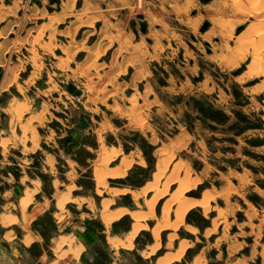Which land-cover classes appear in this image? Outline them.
Instances as JSON below:
<instances>
[{
  "label": "rangeland",
  "instance_id": "1",
  "mask_svg": "<svg viewBox=\"0 0 264 264\" xmlns=\"http://www.w3.org/2000/svg\"><path fill=\"white\" fill-rule=\"evenodd\" d=\"M237 1L0 0V211L20 217L22 264H157L183 240L168 264H264V0ZM179 180L182 198L208 201L158 239ZM168 183L131 245L130 212L105 221L128 203L147 212Z\"/></svg>",
  "mask_w": 264,
  "mask_h": 264
},
{
  "label": "bare ground",
  "instance_id": "2",
  "mask_svg": "<svg viewBox=\"0 0 264 264\" xmlns=\"http://www.w3.org/2000/svg\"><path fill=\"white\" fill-rule=\"evenodd\" d=\"M237 1V0H236ZM238 1H240V0H238ZM237 1V2H238ZM245 2V1H244ZM252 2H254V0H252L251 1V3ZM240 3V2H239ZM238 3V4H239ZM255 3L257 4V2H256V0H255ZM241 4V3H240ZM253 4V3H252ZM251 6V5H250ZM238 7V6H237ZM254 7V6H253ZM258 8V7H257ZM252 9V8H251ZM250 9V10H251ZM255 9V8H254ZM254 9L252 10V11H254ZM258 10V9H257ZM256 11V10H255ZM258 20V19H257ZM264 20V19H263ZM262 20V21H263ZM262 21H261V23H262ZM264 22V21H263ZM257 23V22H256ZM260 24V23H259ZM261 26V25H260ZM263 28H264V26H262V31L260 32V33H258V35H263L264 36V31H263ZM259 30H261V28H259ZM262 36V37H263ZM255 38V37H254ZM258 38H259V40H260V36H258ZM262 40V39H261ZM263 40H264V37H263ZM249 42V41H248ZM246 43V42H245ZM261 50V49H260ZM260 50H259V52H260ZM231 53H233V52H231ZM239 56H240V53H239ZM260 56V55H259ZM10 104V103H9ZM16 104V103H15ZM11 106V105H10ZM12 107V106H11ZM8 108V107H7ZM14 108V107H13ZM25 108H26V106H25ZM26 110V109H25ZM11 112H12V110H11ZM20 115H21V113H20ZM37 119V118H36ZM25 125V124H24ZM28 125V124H27ZM26 125V126H27ZM29 127V126H28ZM28 131V130H27ZM25 132H26V130H25ZM25 137H26V135H25ZM2 141V140H1ZM5 144V142L3 143V145ZM108 150V149H107ZM110 150V149H109ZM165 150V149H164ZM164 150H163V152H164ZM103 151H104V149H103ZM121 153V150H120V148L118 149H116V148H112L110 151H108L107 153H106V151H105V156L103 157V161H101V162H107L109 159H111V158H113V157H115V156H117V155H119ZM171 156V155H170ZM102 157V156H101ZM99 158V157H98ZM125 158V157H124ZM164 158H166V156L164 157ZM162 159V157H161V160L162 161H160V162H158L159 164V169L157 168V173H156V179L158 178V180H160L159 178H160V175H162V173L164 174V169L165 168H167L166 167V165H167V163H166V159ZM167 159H168V157H167ZM99 160H100V158H99ZM124 160V159H123ZM159 160H160V158H159ZM158 160V161H159ZM171 160V159H170ZM124 162V163H123ZM122 162V164H124L123 166H119L118 168H116L114 171H113V173H115L116 175H118V174H121V173H123V171H125L126 170V168L130 165V163L126 160V161H123ZM179 162V161H178ZM109 163V162H108ZM180 164V163H179ZM179 164H177L176 166H175V169H174V171H173V177H177V175H179L178 173H179V171L181 170V166L179 165ZM98 165V164H97ZM103 165V164H102ZM108 165V164H107ZM169 165V164H168ZM131 166V165H130ZM108 167V166H107ZM99 168H100V166H99ZM174 168V167H173ZM97 169H98V167H97ZM113 169V168H112ZM102 170V169H101ZM186 170V169H185ZM96 172V171H95ZM106 172V171H105ZM124 173H126V172H124ZM154 173V174H155ZM107 175H108V173H107ZM112 176V175H111ZM166 176L167 175H165V178H166ZM106 173H104V172H101V171H99L98 170V172H97V180L101 183V182H103L105 179H106ZM189 177L187 176V179H188ZM172 179V178H171ZM178 179V178H177ZM165 180V179H164ZM162 181V180H161ZM171 181V180H170ZM173 181V180H172ZM179 181H181V180H179ZM151 182H153V181H151ZM189 183V182H188ZM191 184V183H190ZM103 185V184H102ZM152 186V184L150 185V187ZM177 187L176 188H174L173 189V193L171 194V196L168 198V199H166L165 201H164V203H163V205H162V219L161 220H159L158 222H157V224L156 225H154V227H153V234L159 239V236H160V230L163 228V227H175V228H177L182 222H183V219H184V216H185V214H186V212L190 209V208H193V207H196V206H198V205H201V204H204V203H206L207 201H208V196H209V193H208V191H206V192H204L203 193V197L201 198V199H194V198H182L181 196L183 195V193L189 188V185L187 184V181H185V180H182L181 181V183H179L178 185H176ZM71 187V186H70ZM169 187V183L168 184H165V186L164 187H160L161 189H158V192L156 193V194H154L152 197H150L149 199H148V201H147V205H148V208H149V210L147 211V212H144V211H141V210H136V209H134L135 207H133V210L131 209V210H129L127 207H124V208H122L121 207V209H119L118 208V210H115V211H106L105 210V216H104V218H105V221L106 222H108V223H110L111 221H113L114 219H116V218H119L121 215H123L124 213H128V212H130V214L132 215V217L136 220V222H134L133 223V228H132V230L127 234V237H126V240L128 241V244H132V240H133V238H134V236L137 234V232L139 231V229L140 228H143V227H145L146 226V224L145 223H141L140 222V220L141 219H143V218H145V217H147V216H150V217H152L153 215H154V213H155V206H156V203H157V200L160 198V197H162L163 195H165L167 192H168V188ZM72 188V187H71ZM151 188H153V187H151ZM123 189V188H122ZM125 190H128V188H124ZM123 189V190H124ZM143 190V189H142ZM70 191V190H69ZM141 191V190H140ZM139 191V192H140ZM149 190L148 189H145V191H144V193H147ZM118 193H119V191H117ZM125 192V191H124ZM138 192V193H139ZM155 192V191H154ZM111 193V192H110ZM133 194V193H132ZM140 194V193H139ZM138 194V195H139ZM186 194V193H185ZM68 195V194H67ZM133 195H135V194H133ZM141 196V195H140ZM143 197V196H142ZM31 198H33V196L32 197H30L29 195H25V196H22L21 198H20V206L21 207H25V206H27L28 204H29V202L32 200ZM58 198V197H57ZM67 198V197H66ZM80 198V197H79ZM137 198V197H136ZM60 199V198H59ZM138 199V198H137ZM136 199V200H137ZM61 200V199H60ZM59 200V201H60ZM74 200V199H73ZM81 200V199H80ZM79 200V201H80ZM83 200V199H82ZM81 200V201H82ZM103 200V199H102ZM80 201V202H81ZM84 201V200H83ZM107 201V200H106ZM111 201H112V199H111ZM110 201H109V199H108V202H107V204L109 203ZM175 202H178V204H177V206L175 207V209H174V213H175V219L173 220V221H171L170 220V218H169V216H170V213H171V211H172V206H173V204L175 203ZM61 203H64V202H61ZM146 203V202H145ZM62 205V204H61ZM63 206V205H62ZM61 206V207H62ZM114 206V205H113ZM113 206H111V208L113 207ZM60 207V208H61ZM115 207V206H114ZM155 216H156V214H155ZM2 218H6L5 217V215H4V217L2 216ZM103 218V219H104ZM13 219V218H12ZM12 219H10V218H8V219H4V221L5 222H7V221H11ZM16 219V218H15ZM157 221V220H156ZM8 224V223H7ZM192 232H195V231H197V229H196V227H190L189 228ZM175 233V232H174ZM171 237H173L174 235L171 233V235H170ZM125 237V236H124ZM114 238V237H113ZM113 238H112V240H113ZM118 238H120V237H118ZM183 240V239H182ZM68 241V240H67ZM120 241H121V239H120ZM119 241V242H120ZM30 242V241H29ZM66 242V241H65ZM114 242H117L116 240H114ZM61 243V242H60ZM69 243V242H68ZM110 243V242H109ZM121 243V242H120ZM172 243V242H171ZM179 244V243H178ZM155 245V244H154ZM167 245V244H166ZM160 246V242H157V244L153 247V249H152V252H154L158 247ZM188 246V242L186 241V240H183V241H181V243H180V245H179V249H178V251L177 252H175V253H169V254H166V255H164V256H161V257H159V258H157L158 260H157V264H168V263H170V262H172L173 260H176V259H179L180 257H181V255L183 254V252L185 251V249H186V247ZM113 247V246H112ZM116 247V246H115ZM143 250V249H142ZM79 253H80V248H77L75 251H74V254L76 255V256H78L79 255ZM196 261V260H195ZM200 261V260H199ZM57 263V262H56ZM194 263V262H193ZM197 264V263H196ZM199 264V263H198ZM201 264V263H200Z\"/></svg>",
  "mask_w": 264,
  "mask_h": 264
},
{
  "label": "crops",
  "instance_id": "3",
  "mask_svg": "<svg viewBox=\"0 0 264 264\" xmlns=\"http://www.w3.org/2000/svg\"><path fill=\"white\" fill-rule=\"evenodd\" d=\"M22 196H24V195H22ZM18 203L20 205V199L18 200ZM4 215L6 218H2V216L4 217ZM8 218H10V219L13 218V219L11 221L9 220V221L5 222L4 219H8ZM18 220L20 221V217L18 215H15L13 213L9 214L8 212H5V211H0V240L5 241L10 246V248L12 249V252H11V254H9V257H8V259H10V260H7L6 262H2V263L0 261V264H3V263L4 264H22V261L20 260V258H17V248L14 247V245H13V244L17 243V241L15 240L17 235L15 234L14 229L12 227L17 224ZM28 235H30V237L32 238V241L37 239V235L35 233L29 234V232L23 233V235H21L18 238L22 242V241H25V239ZM2 251H3L2 248H0V252H2ZM171 253H175V252H171ZM13 256H15V257H13ZM43 256L44 255L42 254L40 256V259L43 258ZM161 256H164V255H161ZM161 256H159V257H161ZM40 259H38V260H40ZM112 264H114V263H112Z\"/></svg>",
  "mask_w": 264,
  "mask_h": 264
},
{
  "label": "trees",
  "instance_id": "4",
  "mask_svg": "<svg viewBox=\"0 0 264 264\" xmlns=\"http://www.w3.org/2000/svg\"><path fill=\"white\" fill-rule=\"evenodd\" d=\"M92 145L93 146H96L97 144L96 143H92ZM148 147L150 148V147H152V146H150V144H146V145H143L142 146V149H143V151H144V154H145V156H146V158L149 160V161H151V159H152V152L150 151V149H148ZM80 162H82V163H84L85 164V162H84V160H81V159H79V158H77ZM134 182H130V184L131 185H133V184H139V180H137V179H135V180H133ZM126 183V181L124 182V184ZM127 205H131L132 207H135L134 206V204H132V203H128ZM191 213H192V211H190L189 212V214H188V218L190 217V215H191ZM195 223L197 224V225H200V221H195ZM138 259H140V260H142V258L139 256L138 257Z\"/></svg>",
  "mask_w": 264,
  "mask_h": 264
},
{
  "label": "water",
  "instance_id": "5",
  "mask_svg": "<svg viewBox=\"0 0 264 264\" xmlns=\"http://www.w3.org/2000/svg\"><path fill=\"white\" fill-rule=\"evenodd\" d=\"M128 207L133 210V207L131 205H128Z\"/></svg>",
  "mask_w": 264,
  "mask_h": 264
}]
</instances>
